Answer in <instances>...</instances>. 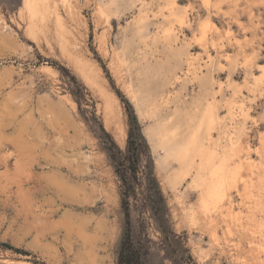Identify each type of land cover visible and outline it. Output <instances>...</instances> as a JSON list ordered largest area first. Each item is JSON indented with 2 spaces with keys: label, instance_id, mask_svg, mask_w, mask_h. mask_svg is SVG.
Segmentation results:
<instances>
[{
  "label": "rangeland",
  "instance_id": "374dc122",
  "mask_svg": "<svg viewBox=\"0 0 264 264\" xmlns=\"http://www.w3.org/2000/svg\"><path fill=\"white\" fill-rule=\"evenodd\" d=\"M106 1L48 0L47 11L30 15L23 0H0V264H116L125 229L122 199L128 201L133 241L148 248L143 264H206L213 236L227 235L221 225L236 240H227L228 254L221 249L217 260L264 264V157L248 152L264 146L258 132L255 140L242 134L239 107L251 98L246 80L255 83L254 77L264 75L260 0H239L238 22L212 12L209 19L225 35L223 42L209 40L217 52L192 45L188 30L175 33L204 72L214 61L209 76L220 120L226 129L239 126L238 152L229 165L241 164L243 172L224 188V203L206 211L190 179L173 188L156 162L144 133L150 120L139 116L117 58L121 29L136 13H100ZM167 1H154L146 10L149 46L134 42L135 50L153 52L161 62ZM129 33L127 39L134 37ZM237 43L255 52V67L236 54ZM131 116L143 138L132 156ZM217 133L212 131L214 138ZM153 176L162 196L157 204L150 201Z\"/></svg>",
  "mask_w": 264,
  "mask_h": 264
},
{
  "label": "bare ground",
  "instance_id": "6f19581e",
  "mask_svg": "<svg viewBox=\"0 0 264 264\" xmlns=\"http://www.w3.org/2000/svg\"><path fill=\"white\" fill-rule=\"evenodd\" d=\"M47 1L23 0V5L31 15L43 8L47 11ZM154 1L161 3L160 0H107L99 7L100 13L106 8V13L111 10L119 18L128 12L136 13L121 29V49L117 58L128 75L129 92L139 116L150 120L144 133L157 152L156 162L164 171L166 182L176 188L190 179L191 186L200 189L202 208L210 210L224 196L226 185L237 181L234 173L241 164L230 167L229 161L238 152L239 126L235 123L232 129H226L220 120L209 76L213 60L204 72L195 64L196 58L188 45L179 42L175 34L166 36L164 29L160 37L166 61H158L153 52L144 54L135 50V40L149 46L146 44L150 38L146 10ZM170 4L171 0L164 3L170 11L168 16L175 14ZM236 5L232 0L231 9L213 8L212 12L219 11L221 16L236 20ZM204 11L205 14L208 12L207 9ZM159 28L157 25L158 32ZM127 32L135 38L127 39ZM154 38L158 39V36ZM237 47L238 56L245 59L250 56L246 51L247 43H237ZM215 50L217 52L219 48ZM117 121L118 139L123 140L125 129L119 118ZM214 129L218 132L215 138Z\"/></svg>",
  "mask_w": 264,
  "mask_h": 264
},
{
  "label": "snow or ice",
  "instance_id": "6c2138e0",
  "mask_svg": "<svg viewBox=\"0 0 264 264\" xmlns=\"http://www.w3.org/2000/svg\"><path fill=\"white\" fill-rule=\"evenodd\" d=\"M237 5L239 0H236ZM232 0H171L170 7L175 13L172 16L165 17V23L162 28L165 30V35L171 37L176 32L188 30L189 35L192 36V45H199L202 48H216L217 43L209 44V40L223 42L225 40L223 28H217L212 23L209 16L212 14V9H231ZM260 6L264 10V0H260ZM208 10V15H205L204 10ZM217 15L221 13L217 11ZM197 15L200 17L197 19ZM239 19V17H236ZM234 22V21H233ZM178 26V27H177ZM231 26V22H230ZM244 30L247 32L250 29L247 25H243ZM261 30L264 31V23L261 24ZM227 39L230 42L232 39V32L229 30ZM256 54L248 57V63H251L253 67L256 65ZM247 67V64L244 65ZM220 71L226 70L223 67ZM261 73H264V59L261 60ZM255 83L246 80L245 86L251 92V98L245 100V103L240 104L241 119L245 125L242 134H252V139L255 140V133H259V143L264 146V75L258 78L254 77ZM240 91L235 92V96L239 97ZM250 103V106L246 108V105ZM256 152L257 155L264 157V151L260 148L249 147L248 152ZM243 172V169H237L234 173L239 181V176ZM218 204L224 203V197H220L217 201ZM227 217H225L224 224H227ZM221 228L226 231L227 235L224 238H220L216 235L213 236V246L209 249V255L206 264H224L222 259L217 260V254L221 249H224L223 254H228L227 240L231 238L232 243L235 244V234L229 229L221 225ZM234 257V254H233Z\"/></svg>",
  "mask_w": 264,
  "mask_h": 264
},
{
  "label": "trees",
  "instance_id": "16d2710c",
  "mask_svg": "<svg viewBox=\"0 0 264 264\" xmlns=\"http://www.w3.org/2000/svg\"><path fill=\"white\" fill-rule=\"evenodd\" d=\"M143 145V138L139 132V126L137 125L134 117H130V129L128 133V142H127V153L136 154L138 150V146L141 147ZM122 173L121 179L122 184L126 188L123 189V195L127 196V179ZM154 187H149V189L153 192L150 201L153 204H157L158 202L162 201V196L157 186V182L154 176L151 178L150 181ZM155 194V195H154ZM122 195V196H123ZM124 198V197H123ZM123 201V208H124V215H125V229L123 236L121 238L118 252H117V259L116 264H143L145 257L148 255V248L147 246L143 245L141 242L135 243L132 239L131 235V228H130V214L128 208V201L126 199H122Z\"/></svg>",
  "mask_w": 264,
  "mask_h": 264
}]
</instances>
